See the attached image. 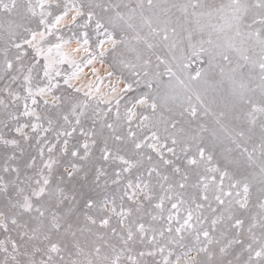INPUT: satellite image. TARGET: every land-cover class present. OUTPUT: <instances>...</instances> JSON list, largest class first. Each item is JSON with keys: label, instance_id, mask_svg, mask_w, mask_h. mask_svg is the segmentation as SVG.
I'll use <instances>...</instances> for the list:
<instances>
[{"label": "snow or ice", "instance_id": "1", "mask_svg": "<svg viewBox=\"0 0 264 264\" xmlns=\"http://www.w3.org/2000/svg\"><path fill=\"white\" fill-rule=\"evenodd\" d=\"M0 264H264V0H0Z\"/></svg>", "mask_w": 264, "mask_h": 264}, {"label": "rangeland", "instance_id": "2", "mask_svg": "<svg viewBox=\"0 0 264 264\" xmlns=\"http://www.w3.org/2000/svg\"><path fill=\"white\" fill-rule=\"evenodd\" d=\"M97 67H99V66H97ZM101 75L102 76H104L105 75V73H104V71L103 70H101ZM89 78H91V77H89ZM107 83V80H105V84Z\"/></svg>", "mask_w": 264, "mask_h": 264}]
</instances>
